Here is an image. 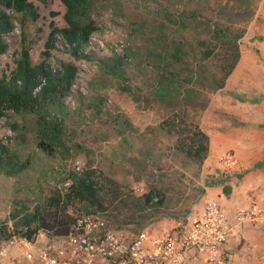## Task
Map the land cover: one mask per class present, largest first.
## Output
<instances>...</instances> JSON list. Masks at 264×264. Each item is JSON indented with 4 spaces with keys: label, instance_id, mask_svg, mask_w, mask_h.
<instances>
[{
    "label": "trees",
    "instance_id": "1",
    "mask_svg": "<svg viewBox=\"0 0 264 264\" xmlns=\"http://www.w3.org/2000/svg\"><path fill=\"white\" fill-rule=\"evenodd\" d=\"M59 1L64 7V25L57 27L53 20L49 22L42 58L33 62L29 53L32 41H26L24 29L27 22L39 18L37 6L30 0H0V57L8 50L4 36L15 29V20L22 36L12 67L0 68V115H19L20 121L7 123L14 132L11 138L25 145V135L30 133L37 152L50 158L59 157L64 162L62 167L68 170L65 179H70L65 189H53L42 203L30 206L25 201H15L0 222V241L20 236L32 239L39 230L65 234L74 220L71 208L73 212H90L107 211L111 207L129 222L133 213L161 206L165 195L159 190L150 189L133 196L124 184L95 166L85 163L80 167L76 163L69 168L65 161L70 155L67 142L71 134L67 133L66 120L78 112L84 121L91 114L107 110L104 93L108 77L136 79V73L129 76L127 72V65L134 63L143 70L139 82L143 80L146 97L168 109L158 125L161 134L177 136L175 149L201 165L209 151V137L199 125L200 111L206 108L210 96L223 88L237 65L241 39L255 9L253 0L214 3L213 0H163L164 5L155 9L153 17L157 25L142 20L138 28L131 30V34H136L142 24L150 25L149 29L142 26L140 31L143 53L126 46L124 54L99 55L93 49L85 50L90 36L99 28L92 16L95 0ZM178 2L184 5L173 8ZM167 34H170L168 41ZM57 38L73 58L94 62L103 81L100 87H95L94 81L89 82L91 94L78 96V111L71 110L65 98L71 93L79 68L71 61L50 60V50ZM139 54L142 58L137 60ZM129 86L123 83L120 89L130 91ZM112 108V118L116 120L117 107ZM86 110L91 114H86ZM127 127L135 130L131 123ZM30 160L31 157L19 160V151L0 139L2 173L16 175L27 168Z\"/></svg>",
    "mask_w": 264,
    "mask_h": 264
},
{
    "label": "rangeland",
    "instance_id": "2",
    "mask_svg": "<svg viewBox=\"0 0 264 264\" xmlns=\"http://www.w3.org/2000/svg\"><path fill=\"white\" fill-rule=\"evenodd\" d=\"M30 1L37 6L39 18L34 22H27L24 32L26 41H32L29 50L31 59L38 62L42 58L44 43L50 30L49 22L53 20L57 27L64 25V7L59 0ZM258 1L253 0L255 9L250 21L255 17ZM178 3L173 4V8L184 5ZM162 5L163 0H95L92 16L99 28L90 36L85 50L93 49L99 55L124 54L125 47L130 46L143 53L144 41L140 39V31L142 26L149 29L150 25L142 24L136 34H131V30L138 28L142 20L157 25L153 17L155 9ZM51 11L55 13L53 16L50 15ZM4 37L8 50L0 57V68L7 69L12 67L15 52L20 47L22 36L18 20H15V29ZM169 38L170 34H167L166 41ZM139 57L140 54L137 60L142 58ZM56 59L71 61L79 68L71 93L65 98V103L71 110L77 109L80 101L78 96L89 97L91 94L90 81L95 82V87L103 84L100 72L94 62L73 58L59 38L50 50V60ZM127 72L129 76L136 73L137 78L128 81L108 77L104 93L108 101L107 110L92 115L90 110L93 106H90V110L85 111L86 114H91L88 119L81 120L77 112L66 120V130L71 138L67 142L70 155L65 163L69 168L76 163L80 167L85 163L95 166L124 184L128 194L133 196H139L150 189L163 192L165 201L161 206L133 213V220L129 222H125L123 214L116 213L115 208H108L106 213L113 217L116 224L128 225L131 230H137L151 219H174L183 214L202 194L207 178L203 163L199 165L175 149L177 136L161 134L158 125L166 117L168 109L146 97V89L141 85L143 80L139 82L143 70L130 63L127 65ZM123 83L130 85V91L120 89ZM208 103H218L217 92L210 96ZM113 106L117 107L115 111L119 116L116 120L112 118ZM245 109L247 114L248 108ZM225 112L228 113L227 110ZM206 114L204 109L200 111L198 118L204 131L222 128L225 120L233 122L230 114H226L224 119H218L221 110L209 116H205ZM14 120L20 121L21 118L16 114L11 117L0 115V139L11 149L19 151V160L24 161L28 157L31 160L27 168L16 175L8 176L0 171V222L6 218L15 201H25L30 206L36 202L42 203L53 189H65V183L69 180L65 179L67 168L61 165L64 162L59 157L50 158L37 152L30 133L25 135V145L11 138L14 132L7 123ZM128 123L135 130L127 127ZM233 123L238 125L235 121Z\"/></svg>",
    "mask_w": 264,
    "mask_h": 264
},
{
    "label": "built area",
    "instance_id": "3",
    "mask_svg": "<svg viewBox=\"0 0 264 264\" xmlns=\"http://www.w3.org/2000/svg\"><path fill=\"white\" fill-rule=\"evenodd\" d=\"M219 162L217 179L236 171L232 152ZM69 211L74 220L65 234L39 230L32 239L0 241V264H226L224 245L234 226L264 222V207L256 203L231 209L212 198L201 210L191 206L174 219H151L137 230L116 224L107 211Z\"/></svg>",
    "mask_w": 264,
    "mask_h": 264
},
{
    "label": "crops",
    "instance_id": "4",
    "mask_svg": "<svg viewBox=\"0 0 264 264\" xmlns=\"http://www.w3.org/2000/svg\"><path fill=\"white\" fill-rule=\"evenodd\" d=\"M256 5L255 17L241 39L240 59L223 88L216 91L218 103L205 108V116L221 110L218 119L230 114L238 125L225 120L222 128L205 131L209 151L202 167L207 186L192 203L195 210H201L207 198L231 209L252 203L264 207V0ZM226 151L235 155L237 165L232 169L236 171L225 180L217 179L215 172L223 168L219 159ZM224 246L226 264H264V222L234 226Z\"/></svg>",
    "mask_w": 264,
    "mask_h": 264
},
{
    "label": "clouds",
    "instance_id": "5",
    "mask_svg": "<svg viewBox=\"0 0 264 264\" xmlns=\"http://www.w3.org/2000/svg\"><path fill=\"white\" fill-rule=\"evenodd\" d=\"M70 180V179H69Z\"/></svg>",
    "mask_w": 264,
    "mask_h": 264
}]
</instances>
